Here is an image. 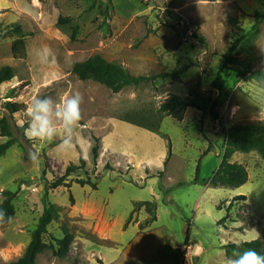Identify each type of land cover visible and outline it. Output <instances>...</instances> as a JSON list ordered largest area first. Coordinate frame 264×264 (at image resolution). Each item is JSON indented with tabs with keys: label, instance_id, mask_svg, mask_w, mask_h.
Returning a JSON list of instances; mask_svg holds the SVG:
<instances>
[{
	"label": "rangeland",
	"instance_id": "374dc122",
	"mask_svg": "<svg viewBox=\"0 0 264 264\" xmlns=\"http://www.w3.org/2000/svg\"><path fill=\"white\" fill-rule=\"evenodd\" d=\"M258 14H264V0H0V69L15 70L0 85V144L17 140L0 159V204L3 191L17 192L14 217L0 222V264L17 260L31 242L45 208L44 170L53 181L82 158L86 169L70 178L72 186L49 189L48 198L60 215L45 240L63 237L67 224L75 241L65 258L47 250L38 256L40 264H225L232 256L226 245L256 239L264 244L260 155L238 152L231 158L247 166L245 184L210 183L223 161L228 129L264 122V88L222 69L225 55L240 39L244 44ZM259 26L250 52L241 46L232 52L251 73L264 71V17ZM18 38L26 40V58L13 54ZM94 55L136 76L170 75L114 92L74 72ZM219 73L226 84L222 94L214 90L221 98L216 120L196 108L182 120L166 116L160 132L125 120L133 112L156 113L167 98L187 97L197 84L207 92ZM75 93L83 97L82 119L70 148L60 146L59 127L51 143L30 141L21 132L34 97L59 102ZM14 103L22 105L20 111L13 112ZM33 152L37 162L29 158ZM87 176L98 181L97 189L75 182ZM238 195L247 199L234 201L220 224ZM143 201L157 203L156 221L148 222L145 208L135 211Z\"/></svg>",
	"mask_w": 264,
	"mask_h": 264
},
{
	"label": "trees",
	"instance_id": "16d2710c",
	"mask_svg": "<svg viewBox=\"0 0 264 264\" xmlns=\"http://www.w3.org/2000/svg\"><path fill=\"white\" fill-rule=\"evenodd\" d=\"M256 16L257 22L242 37L245 39L244 44H240V39L238 41L239 44L237 43V45L231 48L229 53L225 55L222 69H230L246 80L256 79L260 86L264 88V71H254L251 73L248 68L243 67L240 57L235 56L232 53L238 46H241V48L247 53L252 50L255 39L260 33V19L264 17V14H258ZM230 20L235 26H239V21L237 18H231ZM12 51L15 57L26 58V40L24 38L16 39L12 44ZM184 71L185 68H182L179 71L174 72L172 75L177 76L179 73ZM74 72L79 76L80 79L100 82L114 92H119L127 86H138L142 83L152 82V80L156 79L158 76L164 77L170 75L169 73H162L158 76H136L121 63L109 61L101 55H94L83 62L77 63L74 66ZM13 77H15V70L13 67L6 65L0 69V85L6 81H10ZM225 84V78L221 73H219L212 82V88L207 92L201 91L200 84H197L191 89L190 94L187 97L174 94L167 98L160 105L158 112H133L131 114H127L125 120L154 132H160L162 122L166 116L173 115L175 118L182 120L185 111L189 108H196L204 115L209 114L213 117V119L216 120L219 116L218 107L220 106L221 98L214 96V90H217L220 94H222ZM12 107L13 112H18L22 108V105L14 103ZM27 127L28 124L21 127V132L23 134H25V129ZM16 142L17 140L12 138L0 144V159ZM100 150V139L97 138L95 144L92 147V154L95 164H97L98 158L100 156ZM210 150L211 149L209 148L207 151H205L203 156H205ZM238 152H256L264 160V122L236 124L228 129L225 150L223 153V161L210 179V183L212 185L216 187H239L249 180V171L247 166L239 162L231 161L233 155ZM80 162V165H76L74 163L70 164L67 167L66 172L53 181H50V179L47 178V170H44L43 178L45 184V208L43 214L41 215L38 224L32 233L31 242L29 243L24 254L17 260L8 264H40L37 260L38 256L47 250H51L56 256L60 258H65L68 255L76 236L67 224H63L61 226V230L64 234L63 237L54 236L53 240L50 242L45 240L46 236L50 234L49 226L54 220L58 219L60 215L59 208L48 200L49 189H55L60 186L71 187L72 180L70 178L78 174L81 170L86 169L87 161L82 158ZM199 171L200 165L198 167V175ZM75 182L81 186L89 185L94 189L98 188V181H95L91 176H87L86 178H76ZM3 195L5 196V199L0 204V212L4 214L3 221H8V218L11 217L12 219L16 213L15 199L17 197V192L6 190L3 191ZM246 199V195H238L234 197L229 208L227 209V215L220 221V224H226L234 201ZM71 200L74 201L72 196ZM142 208H145L150 214L148 219L149 223L157 220L158 206L155 201L137 202L135 211H139ZM236 245L237 244L234 243L226 245L227 252L232 254V251ZM239 245L240 251L253 248L256 251L264 254V244L261 239L242 242Z\"/></svg>",
	"mask_w": 264,
	"mask_h": 264
},
{
	"label": "clouds",
	"instance_id": "9594fccd",
	"mask_svg": "<svg viewBox=\"0 0 264 264\" xmlns=\"http://www.w3.org/2000/svg\"><path fill=\"white\" fill-rule=\"evenodd\" d=\"M83 97L75 93L62 98L59 102L50 96L45 98L34 97L27 106L26 112L29 117V125L25 129V136L30 141L51 143L58 135V127L62 129L63 137L61 147L70 148L75 130L79 127L82 119L81 104ZM33 162L38 161V153H30ZM9 220L11 217L8 218ZM4 220V214L0 212V222ZM237 243L225 264H264V254L253 248L240 251Z\"/></svg>",
	"mask_w": 264,
	"mask_h": 264
},
{
	"label": "water",
	"instance_id": "95a60500",
	"mask_svg": "<svg viewBox=\"0 0 264 264\" xmlns=\"http://www.w3.org/2000/svg\"><path fill=\"white\" fill-rule=\"evenodd\" d=\"M254 81L258 83V81L256 79H254Z\"/></svg>",
	"mask_w": 264,
	"mask_h": 264
}]
</instances>
